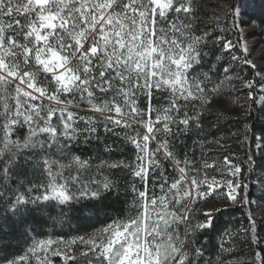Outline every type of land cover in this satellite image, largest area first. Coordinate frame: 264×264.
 Listing matches in <instances>:
<instances>
[{
	"label": "snow or ice",
	"instance_id": "1",
	"mask_svg": "<svg viewBox=\"0 0 264 264\" xmlns=\"http://www.w3.org/2000/svg\"><path fill=\"white\" fill-rule=\"evenodd\" d=\"M239 15V8L225 12L201 32L194 0H0V242L18 244L0 243V264H53L51 257L67 264L78 241L94 264H196L188 249L213 228V212L248 203V184L237 177L255 155L190 168L173 140L202 131L214 97L237 81L246 90L245 113L264 114V65L251 58ZM108 134L130 144L134 158L102 155ZM82 145L95 154H79ZM256 149L264 158V136ZM212 168L220 178L209 176ZM116 169L133 177L136 211L87 233L100 222L103 201L118 195L106 171ZM218 189H226L225 208L193 223V206ZM70 221L87 234L54 232ZM241 227L250 245L264 242L250 211ZM252 264H264V248Z\"/></svg>",
	"mask_w": 264,
	"mask_h": 264
},
{
	"label": "trees",
	"instance_id": "2",
	"mask_svg": "<svg viewBox=\"0 0 264 264\" xmlns=\"http://www.w3.org/2000/svg\"><path fill=\"white\" fill-rule=\"evenodd\" d=\"M197 5L200 18L198 21L201 32L204 29H212L218 22V18L223 16V13L228 12L230 15L235 13L236 8L244 7V18L248 23L256 26L264 32V0H230L227 6L215 9L213 0H194ZM238 19V17H237ZM222 19L220 23L222 24ZM231 22V21H230ZM226 35L235 40L236 37L231 33ZM248 71L244 72V76L248 77ZM238 82V81H237ZM226 90L221 96L214 97L213 103L208 106V110L204 114V127L202 131L193 130L189 135L177 134L173 140V151L177 158L189 161V167H192V162L199 168L205 160L211 162L213 160L222 163L224 156H230L237 162L245 157V153L254 154L255 159L250 171L246 170L242 177H237L238 180L248 184L247 199L248 203L244 206H226V210L213 212V228L201 231L197 234L195 244L189 246V258L195 260L196 264H252V258L255 251L264 248V242L259 246L250 245L248 239L242 231V225L246 226L247 213L250 211L261 227L260 236L264 238V213H261L260 206L264 204V158L257 152L256 143L264 136V114L258 111V108H252L250 114L245 111L242 115L236 110V99L231 97ZM250 106V104H249ZM220 117L217 119V117ZM250 128V130H248ZM246 130L247 133H246ZM119 131V130H118ZM142 132L143 129H140ZM175 132L176 129L174 128ZM247 134L248 141H244ZM101 136L104 133L101 132ZM241 138L242 149L233 158L231 156L232 149L229 143L235 144V141ZM104 143L108 145L109 152L102 151V155L110 156L113 160L130 161L134 158L135 149L122 139L121 136L108 134ZM224 144L226 149L218 150L219 144ZM151 148L156 147V143L152 142ZM87 158L90 154H95L96 149L90 145H82L78 150ZM229 157V159H230ZM161 158L162 154H161ZM164 169L167 171L169 179L174 175L172 171V162L165 161ZM247 169V165H245ZM112 181L118 186V195L109 196L103 201L102 210L99 212V223L90 225L87 228V233H90L96 228L103 226L108 218L116 216H127L134 214L136 209L133 206L135 194L131 190L133 177L127 170H106ZM209 176L216 175L214 168L208 169ZM158 183V182H157ZM137 188H141V183L136 181ZM150 192L152 190L150 184ZM159 193V189H156ZM214 199V198H213ZM225 199V197H224ZM222 209L225 206L220 207ZM105 209L107 211H105ZM204 208L198 207V203L193 206L192 221L193 223L202 222ZM76 222H66L62 227L57 226L54 229L56 234H63L66 238L75 235H86L84 229L79 233L76 231ZM48 231H53L48 229ZM181 239L184 238L185 226L179 225ZM225 232L233 233V237L229 239ZM3 244L11 243L16 249L18 244L15 240L9 237L6 241L0 242ZM22 247V242H21ZM63 247V246H62ZM201 250V256H194V249ZM72 251L69 253L75 259L67 261V264H90L95 261V257L85 245L77 242L72 246ZM87 253V254H85ZM53 264H65L61 257H51Z\"/></svg>",
	"mask_w": 264,
	"mask_h": 264
},
{
	"label": "rangeland",
	"instance_id": "3",
	"mask_svg": "<svg viewBox=\"0 0 264 264\" xmlns=\"http://www.w3.org/2000/svg\"><path fill=\"white\" fill-rule=\"evenodd\" d=\"M230 0H213V7L215 9L220 8V7H225L229 3ZM240 15L238 16V19L242 20L244 23V28H243V38L247 40V43L250 47V50L252 51L251 58L257 62L258 65H264V59H262V54H264V32L260 29H258L256 26L251 25L246 21L244 18V7H240ZM228 91H232L231 97H235L236 99V110L238 114L242 115L244 110L242 109L241 105L246 104V96L244 95V92L246 90H243L239 86V82H237V87L234 89H229ZM239 93L237 96L236 94ZM241 138L237 141H235V144L231 146L229 143L228 145L230 146V149H232V153H238L242 149V142ZM222 145V146H221ZM227 146H225L223 143L219 144L218 150L221 149H226ZM231 154V156L234 158L236 154ZM230 157V156H229ZM230 159H232L230 157ZM215 176L217 178L219 177V174L217 173ZM226 189H218L216 192L212 194L211 197H208L205 200H201L198 203V207L204 208V211H211L216 208H220L225 206V193ZM214 198V199H213ZM264 203V202H263ZM227 206H233L231 204H228ZM261 213H264V204H261L260 209Z\"/></svg>",
	"mask_w": 264,
	"mask_h": 264
}]
</instances>
